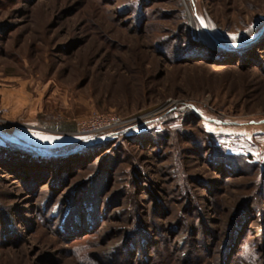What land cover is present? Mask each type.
<instances>
[{
	"label": "rangeland",
	"instance_id": "374dc122",
	"mask_svg": "<svg viewBox=\"0 0 264 264\" xmlns=\"http://www.w3.org/2000/svg\"><path fill=\"white\" fill-rule=\"evenodd\" d=\"M0 120V264H264V0H0Z\"/></svg>",
	"mask_w": 264,
	"mask_h": 264
},
{
	"label": "trees",
	"instance_id": "16d2710c",
	"mask_svg": "<svg viewBox=\"0 0 264 264\" xmlns=\"http://www.w3.org/2000/svg\"><path fill=\"white\" fill-rule=\"evenodd\" d=\"M231 54H235V51H231ZM0 139H1V141H2V143H0V149H4L5 151H3V154L5 155V156H8V157H11V155H12V153H14V152H12V151H17V152H23V151H25V152H29V153H33V151L34 152H36L37 151V153L38 154H41V152H38V148H36V147H34V146H30V145H25V144H21V143H18V142H15V141H12V140H9V139H5V138H2V137H0ZM2 150H0V152H1ZM32 151V152H31ZM71 153V149H69L68 151H66V152H62V153H60V152H57V153H53V155L54 156H56V155H65V154H67V153ZM69 153V154H70ZM74 154V153H73ZM1 155V154H0ZM214 155V154H213ZM212 155V156H213ZM13 156V155H12ZM70 156H72L71 154L67 157V159L70 157ZM226 156V155H225ZM228 157V156H227ZM1 158V157H0ZM27 158H29V157H27ZM213 159L212 160H214L215 162H220V164L223 162V160L224 161H226L224 158H222L221 156H219V154L218 155H214L213 157H212ZM226 158V157H225ZM54 159V158H53ZM55 159H57V158H55ZM230 164H232L231 166L232 167H235L237 170H239V169H241V165H242V167L243 166H247V167H252L253 165L255 166L256 164H252L249 160H248V158H235V157H228V160H227ZM248 210H249V208H248ZM231 253V252H230ZM227 256H229V255H227ZM226 259H227V257H226ZM225 260V259H224Z\"/></svg>",
	"mask_w": 264,
	"mask_h": 264
},
{
	"label": "built area",
	"instance_id": "2783aa9c",
	"mask_svg": "<svg viewBox=\"0 0 264 264\" xmlns=\"http://www.w3.org/2000/svg\"><path fill=\"white\" fill-rule=\"evenodd\" d=\"M2 121V120H0ZM117 124H119V120H117L116 118H112V119H109V121H106L104 122V124L100 123L98 125L96 124H93L91 125V127H87L86 129L84 130H81L80 132H76V135L78 137H86V136H91V135H97V134H101L106 128L109 129V128H112L114 126H116ZM96 126H102V128L100 130H96L94 129ZM9 127V128H8ZM8 130H13V128H16L14 126H8ZM12 128V129H10Z\"/></svg>",
	"mask_w": 264,
	"mask_h": 264
},
{
	"label": "snow or ice",
	"instance_id": "6c2138e0",
	"mask_svg": "<svg viewBox=\"0 0 264 264\" xmlns=\"http://www.w3.org/2000/svg\"><path fill=\"white\" fill-rule=\"evenodd\" d=\"M201 22H202V24H203L205 27L208 26L203 20H202ZM232 40H233V41L236 40V35H235V34L232 35ZM209 130H210V131H214V129H209ZM36 135H39V134L37 133ZM40 138H41V139H44V140H49V139H51L50 137H47V136H40Z\"/></svg>",
	"mask_w": 264,
	"mask_h": 264
},
{
	"label": "water",
	"instance_id": "95a60500",
	"mask_svg": "<svg viewBox=\"0 0 264 264\" xmlns=\"http://www.w3.org/2000/svg\"><path fill=\"white\" fill-rule=\"evenodd\" d=\"M0 137L5 138V139H9V140H12V141H15V142H18V143H21V144L30 145L27 142H22V141H18V140H14V139L10 138V137L6 136L5 134H3L2 131H0Z\"/></svg>",
	"mask_w": 264,
	"mask_h": 264
},
{
	"label": "crops",
	"instance_id": "0c3cea01",
	"mask_svg": "<svg viewBox=\"0 0 264 264\" xmlns=\"http://www.w3.org/2000/svg\"><path fill=\"white\" fill-rule=\"evenodd\" d=\"M3 111H5V112H7L8 110H6V109H3ZM4 112V113H5ZM25 137V136H24ZM23 139H26V138H23ZM29 143H32V144H34L35 146H37L38 148H40L41 147V144H40V142H33L32 140H29Z\"/></svg>",
	"mask_w": 264,
	"mask_h": 264
},
{
	"label": "bare ground",
	"instance_id": "6f19581e",
	"mask_svg": "<svg viewBox=\"0 0 264 264\" xmlns=\"http://www.w3.org/2000/svg\"><path fill=\"white\" fill-rule=\"evenodd\" d=\"M101 128H102V126H96L94 129L100 130Z\"/></svg>",
	"mask_w": 264,
	"mask_h": 264
}]
</instances>
